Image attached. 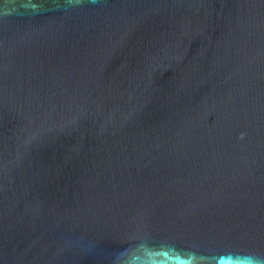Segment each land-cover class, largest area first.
I'll use <instances>...</instances> for the list:
<instances>
[{
	"label": "water",
	"instance_id": "1",
	"mask_svg": "<svg viewBox=\"0 0 264 264\" xmlns=\"http://www.w3.org/2000/svg\"><path fill=\"white\" fill-rule=\"evenodd\" d=\"M0 264H264V0H0Z\"/></svg>",
	"mask_w": 264,
	"mask_h": 264
}]
</instances>
